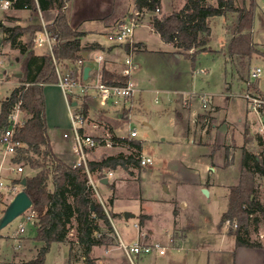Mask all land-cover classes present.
<instances>
[{
	"label": "rangeland",
	"instance_id": "374dc122",
	"mask_svg": "<svg viewBox=\"0 0 264 264\" xmlns=\"http://www.w3.org/2000/svg\"><path fill=\"white\" fill-rule=\"evenodd\" d=\"M86 2L87 0H80L81 7ZM254 2L256 6L253 8L255 14L253 39L254 42L258 44L256 47L264 51V0H235V4L238 8L245 7L250 9ZM210 3L217 6V0H210ZM182 4L183 0H163V7L166 11L171 10V8L172 10H181L184 6V4ZM13 9L14 6L12 5L10 10L1 12H9ZM156 14L161 15L162 13L160 11L156 12ZM9 15L10 16L4 17L5 21L9 22V19L19 20L24 22V26H7L8 23H3L4 20H0V32L3 34L0 39L3 40L4 46L8 45L6 46L8 49L9 47L12 48V41H10L9 38L7 39L8 35L4 34L5 28L15 27L23 30V35L18 39L19 42L21 41V44L31 50V41L35 34L36 23L38 21L37 14L29 10V12L25 14L10 12ZM233 20L232 13L227 17L217 16L210 19L212 35L210 42L206 46L207 49L204 52L202 51L191 58L184 57L175 64L173 61L171 63H163L161 61L155 62L156 68L159 67V70L164 71L166 74L173 75V70H178L179 73L182 74L183 81L182 89L180 90L183 92L178 93V95L163 93L162 90L169 88V86L165 88L163 82L155 81L152 85L146 84V89L151 91H147L142 95L144 100L143 109H137L138 107H136L135 111H133V107L131 110L124 113L125 117L120 121L117 119L119 114H116V108L112 106H108L107 108L101 107L95 90L89 92V97L80 95H77L76 99L75 96L72 97V99L74 98V102H78L82 108L89 105V117L96 120L97 124L95 125L99 127L93 130H97L98 133H102V131L103 133L109 132L110 127L114 131V126L117 135L120 137H130L132 131H137V136L133 139L142 143L144 154L151 156L153 159V164L151 165L152 169L158 170V173L154 174L153 172H149L148 168H140L138 166L137 157V163H135L136 167L133 168V174H128L126 177L128 179L126 181H128L129 184H123L119 188L120 198L115 196V184L117 181L121 180L117 171L122 170V167H118L115 170L106 168L101 173H94L97 178L90 173L92 176L91 179L89 177V181L92 180L96 185L99 183L102 184L99 181L104 178L111 177L113 179L111 180V184L103 189L102 192L99 191L102 199L98 197L94 190V199L100 203L102 201V205H104L108 213H113L115 201L119 200L116 202V205L130 215L129 219H125L128 220L126 224L122 219L117 223L119 229H121V227L126 229V243L128 245L137 242L135 223H138L139 219L143 222L148 218L143 214L140 215L141 211L151 215V228L158 230L160 233L163 232L160 236L164 238V242H158L167 246L164 255L154 251L151 255L134 256L132 262L126 257L125 253L120 250L121 261L118 262V264H185V247L183 244L178 247V240L175 244L170 243L172 233H166L164 231L165 227L168 226L170 222H173L172 220L174 218L181 220L180 222L184 227L189 223V225L193 226V232L195 233L190 235V241L194 243V246H198L206 235V231L209 229V219L215 217L218 209L222 207L220 201L212 203L207 202V197L203 191H199L197 188L198 186H196L197 178H195L193 174H189L185 171L184 165L182 164V162H184L182 157L185 155L188 156L190 152L185 150L184 147L176 145L177 140L175 136L177 130L175 128V123L168 114H162V109L166 107L170 108L167 102L172 99L179 100L181 103L184 102L183 105L186 104V101L190 103L193 100L191 103L194 109L200 106V99L198 98L200 95L205 94L212 98H217L220 97V95L226 94L232 96L231 100L233 104L231 111L232 115L234 114L235 119H237V106L235 101H244L240 96L244 97L247 91L264 96V57L254 55L251 60H246V69L242 70L239 66L238 58L233 61L226 53L227 45L231 38V34L228 33L230 32L228 27L232 26ZM193 52L194 50L191 49L189 54L192 55ZM4 54L5 55L0 54V112L2 111L1 102L11 94L17 81L20 83L18 86L22 85L26 73V59L24 57H20L18 62L14 60L15 55L11 50H8V54L4 51ZM19 54L21 56V50ZM255 68H260L261 72L259 78L252 79L250 73ZM17 72L21 73L23 77L16 78L17 76L15 75L18 74ZM242 77H244L243 81L241 79ZM82 83L84 85L96 84V79L86 80ZM74 91L77 94H81L79 87H76ZM242 104L245 107V103L243 102ZM248 110L250 111V109ZM61 111L62 103L61 106H59V112ZM64 111L66 112L64 113V121H67V126L61 128L51 127L49 135L51 140L56 143L57 150L61 151V149L65 148L66 152L71 154V140H66L63 137L64 133H70L71 127L67 106H65ZM102 117L110 120L114 126L112 127L108 122H103ZM200 124V129L206 127L208 129L211 128L210 124L208 126H205L202 122ZM88 128H92V126ZM88 128H85L87 133L89 132ZM190 131L192 132L193 130L190 129ZM252 133L254 135L253 140L255 145L258 144L260 146L261 137L255 132ZM1 137L2 135L0 139ZM262 139L264 142V136ZM2 149L3 146L0 143V153ZM119 151V149H116L117 154H115V156L120 154ZM254 151L257 152V154L264 153L263 144ZM21 153L28 154L24 147L19 149L16 156L10 157L11 161H9V159L6 161L7 167L10 165L12 166L14 163L21 164L24 166V172L20 175V178L32 177L37 171L32 169L28 163L24 161H16L18 154ZM139 172L141 173L139 174ZM110 173L113 175L109 176ZM255 186L257 189V197L262 198L264 192L263 180L258 181L256 179ZM177 196L183 198L188 204V208L185 210L181 208L182 212L180 211L178 215L173 212L174 204H172V201ZM140 197L147 201L142 202ZM10 202L8 200L0 202V210L2 205L8 207ZM257 215L258 214H255L253 217ZM118 216L123 218L122 214ZM20 225H24V232H20ZM71 227L74 228V230H70L72 233L69 235V239H72L70 241H75V222ZM230 229L231 228H229V230ZM103 231L106 232L107 230L104 229ZM259 231H264V226H261ZM36 233V227L32 223L26 222L24 216L18 217L7 227L0 229V241H6L4 244V252L7 255L4 256L14 257V255H16L13 259L14 264H22L34 260L38 255L39 249L43 245L41 241L35 240ZM157 236H159V234ZM251 238L255 241L258 240V233H252ZM116 244L117 241L113 239L111 245L104 247L105 249L119 248ZM69 250L70 247L67 243H53L46 255L44 264H68L69 253L71 252ZM105 253L103 246L96 247L94 252L91 253V259L95 261L96 264H109L106 260ZM79 261L80 262L74 260L73 264H86L83 260Z\"/></svg>",
	"mask_w": 264,
	"mask_h": 264
},
{
	"label": "crops",
	"instance_id": "0c3cea01",
	"mask_svg": "<svg viewBox=\"0 0 264 264\" xmlns=\"http://www.w3.org/2000/svg\"><path fill=\"white\" fill-rule=\"evenodd\" d=\"M186 0H183V4ZM182 4V5H183ZM69 8L66 10V16L69 24L72 27H75L78 32L83 33L80 37V41L83 46L85 45H97V48L83 51L82 55V64L77 63L72 66H64V68L70 69L75 67V73L80 79L84 78V69L90 67L91 79L95 78V73H98L101 69H106L112 75L121 77V72L124 67V61L127 56V45L118 44L112 42L108 39V34L118 28L119 25L128 21V19L135 13H139V26L135 31V43H136V54L135 62L139 65L140 70L135 75V80L137 82V90L133 98L132 108L143 109V93L151 91L146 89L147 85H152L157 82H163L166 90H162L163 93L178 95V93L183 92L182 89V74L178 70H173L172 74H166L164 71L159 70V67L156 68L155 62H169L177 63L180 59L186 57L184 54H180L172 44L165 43L160 35L155 32L152 28L151 18L153 13H150L146 10H139L136 5V0H87V2L81 7L80 0H71L69 3ZM174 9L166 11L161 7V15H168L172 13ZM26 13L29 10H16L15 8L9 12L0 11V20H4L6 16H10L9 13ZM90 13V14H89ZM58 14L57 10H49L45 12H39L37 14L38 21L36 24H41V15L44 17L47 24H52ZM156 14V13H155ZM3 23H8L7 26H24V22L14 19H9L8 21H3ZM212 33V29H211ZM229 33V32H228ZM4 34H9L4 32ZM2 32H0V38L2 37ZM212 35V34H211ZM211 39V37H210ZM231 39V38H230ZM210 42V41H209ZM8 46V45H6ZM4 46L3 40L0 39V54L5 55L4 51L8 54V50L15 55V59L19 62L20 57H24L25 60V69L27 62V52L19 54L20 49L16 47H6ZM35 56H45L47 50H36L31 49ZM204 52V51H203ZM6 54V55H7ZM18 54V55H16ZM98 56L103 57V62L98 63L95 61V58ZM191 58V57H189ZM18 74H21L17 72ZM16 74L15 76H18ZM22 75V74H21ZM18 78V77H16ZM122 78V77H121ZM20 83L17 81L14 89L18 87ZM171 86V87H170ZM45 105H46V118L48 129L51 127L61 128L67 126V121H64V111L65 106L68 110V99L65 96L63 90L58 84H46L43 86ZM231 95H220V97L213 98V108L214 110L209 112L208 115L210 118L211 128H201L200 123L203 119V114H199L197 121L194 123L196 116L195 113H199L200 106L193 109L192 103L193 100L189 103L186 101V104L179 102V100L172 99L167 102L170 108L162 109V114L166 113L171 117L175 123V128L177 134L175 136L176 145L179 147H184L185 150L190 152L188 156H183L182 159L184 162L185 171L189 174H193L197 178V188L199 191L207 189L209 191V197H207V202H218L222 203V207L218 209L215 217L209 219V229L206 231V235L203 237L202 241L198 246H194V243L190 241V235L195 234L193 232V226L187 225L184 227L183 224L177 218H174L168 226L165 227L166 233H172V237H177L176 241H179L178 247L183 244L185 247V264H264V249L263 248H248V247H238L236 243V236L234 233H231L229 227L225 224V221L222 222V216L227 212L229 204V195L230 189L236 187L240 183V178L242 174V161H243V152L248 150L250 152H255L257 147H261L258 144L255 145V142L252 137H254L252 132L256 133V122L257 117L254 113L248 109V101L244 97L240 96L244 101H235L237 106V119L235 115H232V100ZM194 99V98H193ZM245 103V107L242 103ZM62 103V111L59 112V106ZM88 104V102H87ZM89 107V105H88ZM89 113V111H88ZM90 114V113H89ZM88 114V117H89ZM116 114H119L117 119L123 120L124 113L116 110ZM253 114V116H252ZM131 115V113H130ZM130 118V116H129ZM103 122H108L113 127V123L110 120L103 118ZM101 119V120H102ZM96 120H93L89 117V124L86 129L90 126H93L96 123ZM101 122V121H99ZM117 123V122H116ZM146 124V123H145ZM250 128L251 137L248 138L245 136V131L247 128ZM97 128H88L89 132L84 133L94 137L95 139L101 138L106 133H109L112 136H117V131L115 126L114 132L110 127L109 132L98 133ZM190 129L193 131L191 132ZM48 130V135H49ZM91 132V133H90ZM199 132V133H198ZM137 136V134H136ZM262 139V136H259ZM51 140V137L49 135ZM120 138H127L129 140H134L135 137L125 136ZM64 139V138H63ZM263 140V139H262ZM52 148L57 156L62 162L66 165L73 166L77 160V156L74 154L72 144L70 145V150L72 155L66 152V149L63 148L61 151L57 150L56 143L51 140ZM264 147V142H263ZM116 149H119V153L125 156L132 154L133 150L128 143L117 142L112 147H106L100 145L92 149H88V162H102L104 158L115 156L117 154ZM147 156L144 154V149L142 148L141 155L138 158V166H140V157ZM151 157V156H149ZM1 160V159H0ZM7 161V160H6ZM4 163L3 174L6 177L7 181L17 183L20 181L19 175H10L7 167V162ZM1 163V162H0ZM137 165V164H136ZM135 163L127 164V168L122 167V170H118L117 173L121 178L120 181H117L115 184V196H119V188L123 184H129L126 177L133 174V168H135ZM145 169V168H143ZM149 172L154 174L158 173L157 169L148 168ZM144 171V170H143ZM142 172V171H141ZM139 172V174L141 173ZM91 175V174H90ZM96 174L93 173V176ZM92 176V175H91ZM96 177V176H95ZM97 178V177H96ZM119 178V179H120ZM137 178V177H136ZM24 179V178H22ZM136 180L135 178H132ZM259 181L264 182V178L256 177ZM108 181L105 183V181ZM111 177L104 178L100 180L102 184H95L93 182L94 188L97 190L100 196L99 191H103L109 184H111ZM99 188V189H98ZM170 188V187H169ZM168 189V188H167ZM142 202L147 200L140 197ZM117 200V199H116ZM119 201V200H117ZM115 201V205L116 202ZM173 212L177 215L182 212V209H187L188 204L183 198L178 196L172 201ZM113 209V213L117 216L114 219H111V223L116 235L126 243V229H119L117 223L125 220L126 212L123 209H120L118 205ZM7 206L1 207L0 217L4 215ZM108 213V211H106ZM119 214L123 215V218L118 216ZM148 217L143 222L139 219L138 223H135L137 237L136 241L142 243H156L158 241H163L164 238L160 236L163 232H159L156 229L151 228L152 217L149 213H143L141 211L140 215ZM141 221V222H140ZM122 222V223H123ZM189 222V219H188ZM35 226V225H34ZM233 232V231H232ZM159 234V236H157ZM116 240V239H115ZM5 240L0 241V264H14L13 259L16 257H6L7 255L4 252L5 249ZM118 245V244H116ZM105 257L109 264H118L121 261L120 259V249H105ZM96 249V247L93 249ZM92 252V253H93Z\"/></svg>",
	"mask_w": 264,
	"mask_h": 264
},
{
	"label": "trees",
	"instance_id": "16d2710c",
	"mask_svg": "<svg viewBox=\"0 0 264 264\" xmlns=\"http://www.w3.org/2000/svg\"><path fill=\"white\" fill-rule=\"evenodd\" d=\"M71 0H13L16 10H30L36 14L57 10L58 14L52 24H48V30L59 37V43L51 55L35 56L34 52L19 42L23 30L19 28H5L9 34L12 46L19 48L22 53L27 52L26 73L22 85L11 91V94L1 102L0 112V136L8 126V116L13 107L21 102V108L29 114L26 123L15 131V136L24 145L27 153L18 154V162L24 161L37 171L35 175L25 177L22 190L31 197L32 209L37 213L35 222V240L43 243L37 257L22 264H44L47 253L53 243H67L71 251L68 264L74 260H83L86 264H96L91 259V253L95 247L111 245L112 238L105 235L106 232H114L111 219L116 218L115 213H107L105 207L94 199V188L90 184L88 172L101 173L104 169L127 168V164L137 163V157L141 155L142 143L112 136L115 142L128 143L133 150L132 154L125 156L107 157L102 162H88L87 169L84 165L72 167L66 165L55 155L52 143L48 135L46 118V105L43 86L58 84L55 61L62 66L76 65L82 61L81 53L97 48V45L83 46L80 37L83 33L72 27L66 16V4ZM137 8L153 13L151 18L152 28L161 39L172 44L180 54L186 57H194L207 49L211 37L210 19L217 16L227 17L232 13V26L228 27L231 39L227 45L226 53L233 59L238 58L239 66L246 69L247 61L254 55L264 57V51L256 46L253 39L254 4L250 9L238 8L235 0H217V6L210 0H186L181 10H174L168 15L158 16L161 11L162 0H136ZM158 10V11H157ZM42 29L41 24L36 25L35 32ZM194 50L192 55L189 51ZM70 70L75 72V67ZM102 81L106 84L117 85L124 82V78L112 75L106 69L101 70ZM242 81L244 77L241 78ZM28 84V85H27ZM88 106L83 107V112L88 113ZM125 113V112H124ZM114 132V131H112ZM245 136L251 137L250 128L245 131ZM254 139V137H252ZM260 145L263 144L260 139ZM32 154V155H30ZM264 178V153L244 150L242 161V174L238 186L230 189L227 212L222 216V222L230 220L236 222L235 231L238 247L263 248L259 240L251 238L252 233H258L264 226V192L262 198L257 197L256 177ZM21 181V183L23 182ZM19 182V181H18ZM17 182V183H18ZM252 214H260L251 217ZM75 222L76 240L70 241ZM233 231V232H232ZM97 233L102 236L97 237Z\"/></svg>",
	"mask_w": 264,
	"mask_h": 264
},
{
	"label": "built area",
	"instance_id": "2783aa9c",
	"mask_svg": "<svg viewBox=\"0 0 264 264\" xmlns=\"http://www.w3.org/2000/svg\"><path fill=\"white\" fill-rule=\"evenodd\" d=\"M13 5L12 0H0V11H8L10 7ZM69 4H66V8L68 9ZM158 11V10H157ZM41 12V11H39ZM160 12V10L158 11ZM41 26L42 29L38 32H35L32 41L31 47L36 50H47L46 55H51L54 57V50L59 43V37L57 35H53L47 28L49 26L44 17L41 15ZM139 26V13L133 14L127 22L118 26V28L112 30L108 34V39L112 42L127 45V56L124 61V67L121 72V77L124 78V82L117 85L106 84L102 81L101 70L98 73H95L96 84H87L84 85L83 81L94 80L91 79V75L94 73H89V78L85 79L83 77L78 78L75 72L70 69L64 68L60 63L55 61V68L58 76V85L63 90L65 96L67 97L68 103V114L70 118V133H64L63 137L66 140H71V144L74 151V154L77 156V160L72 167H79L84 165L87 169L88 163V149H92L94 147L104 145L106 147H112L115 145V142L111 139V135L106 133L101 138L95 139L94 137L87 135L84 133L86 126L89 124L88 115L84 114L83 108L78 104V102H74V98L72 97L77 95L83 97H89V92L91 90H95L97 92V98L99 99V103L101 107L107 108L108 106H112L116 108L117 111L126 112L132 109L133 98L135 92L137 90V82L135 80L136 73L140 70L139 65L135 62V54H136V43H135V31ZM95 61L98 63L103 62V57L98 56L95 58ZM82 64V61L78 62ZM260 68H255L251 71L250 77L252 79L259 78ZM250 84V83H248ZM28 85V84H27ZM79 87L81 90V94L75 93L74 89ZM195 98V97H194ZM200 103V111L199 113H195L196 119L194 123L197 121V117L199 114H203L202 123L205 126L210 124V116L209 112L213 111V98L211 96H207L205 94L200 95L198 97ZM244 99L248 101V105L250 106V110L252 113L256 115V134L259 136H264V96L260 94H254L250 91H247L244 95ZM76 103V104H75ZM75 104V105H74ZM8 116V126L6 130L2 133V137L0 139V143L3 146V149L0 153V202L8 200L9 202L22 190L21 179L18 183H14L11 181H7L5 175L3 174L4 163L10 157H14L17 155V151L23 148L24 145L20 140H18L15 136V131L22 127L29 118V114L24 112L21 108V102L17 103ZM93 128H97L98 126L93 125ZM207 128V127H206ZM137 131L131 132V137H136ZM153 164L152 157L142 156L140 157V166L142 168H151ZM8 171L10 175H21L24 172V166L21 164H13L8 167ZM88 175L91 179V175L88 172ZM113 174L110 173L109 176ZM90 184L94 188L92 180H90ZM95 192L99 196L97 190L94 188ZM101 204L102 201H101ZM104 206V205H103ZM255 214H252L253 217ZM259 217H262L258 214ZM26 222H30L35 225L37 218L39 215L31 208L24 215ZM225 224L235 231L238 227L236 222L232 223L230 220H227ZM24 225H20V232H24ZM105 235L108 238L116 239L118 247L122 250L126 257L133 262V257L151 255L154 251L157 253L164 255L167 246L160 244L159 242L148 244L142 242H135L132 245H128L123 242L115 232H105ZM99 238L102 236V233H97L96 235ZM177 237L170 238V243L175 244ZM259 242L264 245V231L258 232Z\"/></svg>",
	"mask_w": 264,
	"mask_h": 264
},
{
	"label": "water",
	"instance_id": "95a60500",
	"mask_svg": "<svg viewBox=\"0 0 264 264\" xmlns=\"http://www.w3.org/2000/svg\"><path fill=\"white\" fill-rule=\"evenodd\" d=\"M90 73V67H86L84 69V78L88 79ZM18 78L23 77L21 74H18ZM76 104V103H75ZM74 104V105H75ZM108 181L106 180L105 183ZM24 186V181L21 183ZM166 189V187H165ZM203 193L206 197H209V191L207 189H203ZM33 207V203L31 197H29L26 192L21 190L17 195L11 200L7 209L4 212V215L0 219V229H4L10 223H12L15 219L20 216H23L28 210H31ZM125 217L129 219L130 215L128 213L125 214Z\"/></svg>",
	"mask_w": 264,
	"mask_h": 264
}]
</instances>
